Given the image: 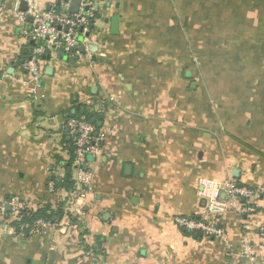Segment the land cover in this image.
<instances>
[{"label": "crops", "instance_id": "1", "mask_svg": "<svg viewBox=\"0 0 264 264\" xmlns=\"http://www.w3.org/2000/svg\"><path fill=\"white\" fill-rule=\"evenodd\" d=\"M22 1L0 8V199L64 214L30 237L0 226V264H248L244 236L264 264V199L215 216L226 241L175 224L264 185V0H91L86 53L43 55L37 82ZM78 111L99 114L101 157L89 186L51 195Z\"/></svg>", "mask_w": 264, "mask_h": 264}, {"label": "built area", "instance_id": "2", "mask_svg": "<svg viewBox=\"0 0 264 264\" xmlns=\"http://www.w3.org/2000/svg\"><path fill=\"white\" fill-rule=\"evenodd\" d=\"M36 1L28 2L26 12H18L17 19L21 25L28 27L25 34L34 43L31 55L24 63V70L29 79L37 82L42 76L41 57L43 55H75L80 52L83 43L80 38H85L91 20L93 18V3L91 0H78L80 7L76 14L70 12L71 2L74 0H60V6H56L55 0H51L49 5L38 6ZM33 17V22H28V17ZM80 31H83L82 33ZM68 128L72 131L75 139V151L73 160L74 182L79 187L89 186L93 180L96 165L99 163L102 153L103 135L97 132L96 127L85 118H74L68 121ZM91 158V160H89ZM49 178L60 177L59 168L48 167ZM48 191L51 195H56L53 181H48ZM81 192L77 193L78 196ZM228 202L218 200L219 193L215 194L209 201L205 210L207 221L177 217L175 224L182 231L190 234L200 233L204 239H218L226 241L228 233L215 218L225 210H235L240 217L247 218L255 214L254 203L264 199V185L257 188L232 186L227 191ZM10 207L13 217L25 209L28 204L19 198H14L9 202L0 201V221L3 220L7 207ZM7 224H1L0 226ZM52 227L51 222L43 220L36 221L29 229L30 236L42 233ZM11 230L18 233L15 227L9 225ZM27 229L21 226L20 232ZM19 233L20 235H23ZM24 236V235H23ZM242 256L248 260V264H255L256 255L252 242L248 237L242 238Z\"/></svg>", "mask_w": 264, "mask_h": 264}, {"label": "trees", "instance_id": "3", "mask_svg": "<svg viewBox=\"0 0 264 264\" xmlns=\"http://www.w3.org/2000/svg\"><path fill=\"white\" fill-rule=\"evenodd\" d=\"M81 33L83 31H80ZM85 118L88 122H91L97 129L96 124L93 123L94 120H97L99 117V114L97 113H90L88 111H78L76 114H71V112H68V118L69 119H74V118ZM74 151H75V144L71 146L69 149V156L70 159L65 162L64 165L62 163L64 162L61 158H55L53 161V165L57 168H62L65 171V175L63 178H49L51 181H53L55 185V192L58 193L59 191H65L67 193H71L75 189V182L73 180V160H74ZM48 179V181H49ZM48 181H47V186H48ZM14 198H19V197H7L4 200L0 199L2 202H9ZM64 214V206L62 204L56 205V207L52 206L51 204H47L45 207L38 211H34L28 206L23 209L18 216L13 217L12 211H6V214L3 218V220L0 221L1 224H7L12 227H15L18 231V234L21 233L20 229L21 226H25L27 229L23 231V234L25 237H30L29 234V229L31 226L39 220H43L46 222H56L57 219L61 218ZM207 221V219H205ZM185 234H190L188 231H183ZM197 237L202 236L200 233H195Z\"/></svg>", "mask_w": 264, "mask_h": 264}, {"label": "water", "instance_id": "4", "mask_svg": "<svg viewBox=\"0 0 264 264\" xmlns=\"http://www.w3.org/2000/svg\"><path fill=\"white\" fill-rule=\"evenodd\" d=\"M3 1L4 0H0V8L2 7ZM29 1H34V0H23L21 2V5H20V11L21 12H26L28 10V2ZM65 1H67V0H65ZM79 7H80V1H78V0L72 1L71 5H70V12L72 14H76L78 12V10H79ZM99 19H100V17H99ZM117 20H118L117 17L113 20V31H114V28H115V24L117 23ZM28 22L30 24L33 22V17L32 16L28 17ZM92 29H93V27H92ZM89 37H90V35L87 34L85 38H89ZM85 38L81 37L80 38V42L84 43ZM96 48L97 47H95V46L91 47V51H96ZM80 53L81 54H85L86 53V48L84 47V45H82V47L80 48ZM58 58H60V59L62 58V53L58 54ZM73 114H75V112H73ZM93 123L96 124L98 127H100V123H97L96 120H94ZM89 160H91V158H89ZM7 209L10 210V207L8 206Z\"/></svg>", "mask_w": 264, "mask_h": 264}, {"label": "rangeland", "instance_id": "5", "mask_svg": "<svg viewBox=\"0 0 264 264\" xmlns=\"http://www.w3.org/2000/svg\"><path fill=\"white\" fill-rule=\"evenodd\" d=\"M61 176V175H60Z\"/></svg>", "mask_w": 264, "mask_h": 264}]
</instances>
